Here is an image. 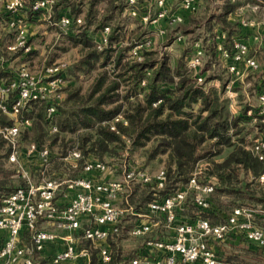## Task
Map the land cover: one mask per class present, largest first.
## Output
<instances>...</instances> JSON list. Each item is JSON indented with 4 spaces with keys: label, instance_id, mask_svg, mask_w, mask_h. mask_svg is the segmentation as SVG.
Segmentation results:
<instances>
[{
    "label": "trees",
    "instance_id": "16d2710c",
    "mask_svg": "<svg viewBox=\"0 0 264 264\" xmlns=\"http://www.w3.org/2000/svg\"><path fill=\"white\" fill-rule=\"evenodd\" d=\"M33 1L25 0V3L30 8ZM213 1L205 0L207 5ZM245 1L225 0L213 10L210 9V13L200 22L192 16L187 23L201 28L205 58L208 56L207 61L211 65L219 57L218 37L224 32L225 37L221 42L229 48L239 37L242 28L237 22L230 21L229 14ZM126 4L127 0H56L54 18L48 22L56 25L64 16L73 18L72 23L63 28L64 40L79 50L74 76L77 81L80 78L90 80V84L86 90L81 82L68 84L64 88L66 96L64 94L59 106L56 132L50 131L46 105L34 104L29 112L33 118L32 125L25 128L26 135L32 134L31 140L41 146H47V141L50 145L59 144L61 150L56 156L62 161L70 152L62 148L73 141V149L77 148L82 153L79 160L82 165L89 159L116 160L127 152L139 153L146 165L162 163L167 174L164 188H157L155 181L137 183L128 193L129 206L138 213L147 212L151 202L161 201L186 185L197 164L205 161L204 174L219 180L212 195V207L203 211L190 202V208L182 215L189 219L208 217L212 223H219L226 220L235 207L246 206L259 210L255 214L256 223L264 227V185L258 181L264 172V160H260L252 151L253 142L247 141L248 125L259 113V107L243 105L241 112L234 114L230 99L224 96L225 73L218 76L212 73L206 78L207 69L202 68L205 81L198 84L187 65L186 52L170 58L167 54L160 55L158 51L151 50V47L144 51L142 61L132 59L129 51L133 44L148 36H132L136 30L128 28L123 18ZM29 12L32 16V12ZM78 17L83 18L81 24L76 22ZM106 26L111 28L109 44L100 50L96 34ZM149 31L152 32V29ZM110 66L112 68L109 70L107 67ZM250 71L258 72L261 76V65L257 70ZM213 78L221 79L219 89L207 87V82ZM261 78L262 81L257 80L256 83L258 94L264 86V79ZM249 110L253 111V115L248 114ZM119 114L123 115V119L116 120ZM0 121L10 123L6 116H1ZM113 124L116 129H112ZM252 126L264 131L261 122H255ZM68 135H74V138L67 140ZM11 151V145L0 136V206L11 193L27 186L22 175L14 179L11 170L5 168ZM129 154L126 156L130 157ZM56 156L52 153L50 160ZM225 212H228L226 216ZM134 216L137 220L131 230L140 220ZM120 224L119 232L111 235L109 240L123 231ZM161 228L157 226L156 232L140 237L143 241L139 246L143 247L149 238H164L165 229ZM84 242L86 246H91V241ZM232 242L253 245L245 239H234ZM110 245L113 250L110 264H130L138 252L124 256ZM91 248L92 264H96L99 249ZM256 251L264 255L261 248ZM236 257L231 260L242 263L239 256ZM40 263L46 264L43 260Z\"/></svg>",
    "mask_w": 264,
    "mask_h": 264
},
{
    "label": "built area",
    "instance_id": "2783aa9c",
    "mask_svg": "<svg viewBox=\"0 0 264 264\" xmlns=\"http://www.w3.org/2000/svg\"><path fill=\"white\" fill-rule=\"evenodd\" d=\"M55 2L34 0L29 10L32 16L48 14L50 17ZM200 6V0H127L125 14L148 25L155 34L166 35V28L187 21ZM26 7L25 0H0V15L6 16V29L12 33L11 40L4 41L0 37V117L6 116L10 120V123L0 121V136L12 147L9 160L19 164L21 132L32 125L33 118L29 112L33 105H46L50 131H58L55 121L64 98L63 90L69 84L68 62L65 61L40 69L25 64L11 67V56L19 51L28 53L33 48L28 21L17 16ZM253 7L260 9L259 19L245 16L244 8L234 15L231 13L230 19L244 29L264 28V6ZM72 21V17L64 16L56 24L63 29ZM76 22L81 24L83 18L78 17ZM110 32V26H106L98 35L100 50L108 46ZM224 37V32L218 37L217 50L233 75L241 78L247 70L259 68L257 59L250 56V45L244 36L235 38L230 48L221 42ZM183 38L182 34L177 35V41H183ZM153 43L152 36L136 41L129 51L130 57L142 61L144 51ZM205 55L204 45L198 42L187 60L198 84L205 81L201 73ZM258 98L259 113L253 121L264 124V86ZM252 113V110L248 111L249 115ZM120 119H123L122 114L116 117V120ZM112 129H116L114 124ZM251 149L260 160H264V139H256ZM24 154L47 165L52 151L48 146L31 142ZM81 158V151L74 148L63 159L73 160L76 167ZM108 169L105 162L89 159L73 177L61 173L59 179H48L43 183L33 182L28 177L27 186L11 193L0 206V264H35L36 256L43 254L48 245L59 238L61 230L67 232L65 246L53 254V264H92L91 246L99 249L96 264H110L113 250L109 238L119 232L120 218L128 211L116 204L121 194L129 193L137 183L155 181L157 188H164L167 174L165 169L153 175L144 168L126 166L120 179L97 178V174H103ZM20 171L26 178L27 172L23 168ZM258 181L264 185V172ZM218 183L216 177L207 176L202 168H196L186 185L161 201L151 202L147 212L138 213L129 206L133 215L140 218L131 230L133 236L147 235L157 226L170 232L162 239L154 237L146 240L130 264H223L219 256L220 245L224 246L234 239H245L264 252V227L256 223L255 214L259 210L255 208L235 207L226 220L219 223H212L208 217L189 219L182 215L190 208V202L208 211ZM58 193L63 196L60 202ZM125 199L128 202V195ZM44 222L53 223L54 228L42 225ZM24 232L30 235V243L25 240ZM76 232L78 235H75ZM84 241H91V246H85Z\"/></svg>",
    "mask_w": 264,
    "mask_h": 264
},
{
    "label": "rangeland",
    "instance_id": "374dc122",
    "mask_svg": "<svg viewBox=\"0 0 264 264\" xmlns=\"http://www.w3.org/2000/svg\"><path fill=\"white\" fill-rule=\"evenodd\" d=\"M30 1V0H29ZM32 1V0H31ZM179 1V0H177ZM201 6L195 14H192L187 21H184L179 24H175L171 27L166 28L167 33L166 35H157L154 31L151 30L148 25H143L137 20H134L128 16H126L125 11L123 13V18L126 20L128 28L132 29L134 28L135 34H133V37H139L142 38L143 36H152L154 38V43L152 45L151 50H156L159 52L160 55L167 54L170 58L178 57L183 52H186V60H188V57L192 54L194 51V47L198 42L203 44V38L204 35H200L202 31L201 28L190 26L187 24L192 16L196 18L197 22H200L202 18L205 15H208L210 12V9L213 10L215 6H218L222 4L225 0H214L211 4H208L205 2V0H200ZM251 0H246L245 3H243L242 6L238 7L235 11L231 12L233 15L236 14V12H239L243 6H246L247 3H249ZM28 3V2H27ZM29 4V3H28ZM246 8H248L246 6ZM251 8L244 9L245 16L246 15H253L250 13ZM230 13V14H231ZM51 19L54 18L53 11L50 12ZM229 14V19L230 15ZM231 22H233V19H230ZM141 26H140V25ZM198 24V23H197ZM200 24V23H199ZM188 25V27L186 26ZM190 26V27H189ZM64 30L60 28L59 25L49 24L46 19H42L36 23L35 26V38L33 39V48L30 52L25 53L23 51H19L16 53L15 56H11L13 58L10 59L9 62L11 67H16L20 65H28L31 68L34 69H40L43 66L50 65L55 62L59 61H65L68 62V78H69V84H76L77 82H81L84 90H86L90 84V80H87L85 78H80V81H77V78L74 76L73 69L75 66V60L78 59L79 56V50L78 47H76L72 43L65 42L64 38ZM102 31V30H101ZM101 31H99L101 33ZM97 33L99 35L100 33ZM132 32V31H131ZM182 34L184 36L183 41H177V35ZM203 34V33H202ZM2 38V37H1ZM3 39V38H2ZM8 39V37L4 38ZM3 39V40H4ZM231 47V46H230ZM150 50V49H149ZM206 56V55H205ZM208 56L204 58L203 66L202 68L207 69L206 70V78L208 75L214 73L216 76L218 74L224 72V78L226 80V88L224 96L230 99V106L231 110L235 109L237 113L238 108L237 105H240V101L242 102V105H249L252 107L258 106V93H257V85L254 80L248 81L250 78L249 74H252V71L247 70L245 75V84L242 83L241 89L239 91H235L234 84L238 87V83L240 82V78H237L235 75H233L224 60H222L220 57H217V59L214 61V63L211 65L207 60ZM109 70L112 68V66L107 67ZM202 69V70H203ZM204 69V70H205ZM255 75L258 76V72H255ZM205 78V77H204ZM237 82V83H236ZM251 83V84H248ZM222 81L219 78H213L212 80L207 82V87L209 89L217 88L219 89L221 87ZM64 91V90H63ZM66 96V89L64 92ZM238 99L239 101L237 104H235L234 99ZM253 104V105H252ZM40 107V106H39ZM38 107V108H39ZM37 108V109H38ZM255 121H252L251 124L248 125L247 132V141L254 140L256 138H260L261 136L257 135L255 133V130L258 132L264 133V131H261L258 128H255L252 126ZM21 134L20 137V163H15L9 160L5 161V168H8L11 170L12 177L14 179H17L19 175H22L20 168H23L27 173V177L25 180L29 177L33 182L36 183H43L48 179H59L62 177V174H67L68 177H73L77 174L79 169L82 168V163L78 164L76 167L74 165L73 160H64L62 161L59 156H56V153L59 152L61 149L59 144H51L49 141L46 142V145L49 147V149L52 151L54 157L53 160H50V163L47 165L43 164L41 160L38 158H28L24 152L26 151V147L28 144L33 142L32 134L29 136L26 135V129ZM22 130V131H23ZM22 133V132H21ZM74 138V135H68V138ZM73 141L68 142V145H66L63 150H69L71 151L74 147ZM129 154L128 152L125 153L123 157H120L116 160H102L105 162L109 169L107 172L103 174H97V178H104V179H120L123 176L124 169L126 166H131L133 168H144L151 174H157L161 169H163L164 165L162 163H152L150 165L145 164V159L141 157L139 153L129 154L130 157H127L126 155ZM65 161H68L65 163ZM207 163L205 161H201L199 164H197L198 169L202 168L203 171L206 167ZM23 177V175H22ZM24 178V177H23ZM63 194V192H60ZM60 194H57V199L60 202L61 198L63 196H59ZM128 195V192H124L121 194V198L117 201V206L123 209H128V211H125L121 218H120V227L121 228L120 234L114 235L111 240H109V244H112L114 246V250L117 252H121L124 254V256H130L135 252H137L138 248L143 239L140 237L133 236L130 233L131 227L133 223L137 220L135 216L132 213V210L129 209V201L126 202V197ZM59 196V197H58ZM191 200V199H190ZM163 229V228H161ZM163 231L164 236H169L170 232L167 228H164ZM156 232V229L154 230ZM230 243H227L226 245H229L230 247H235L237 249H241V251L245 250V255L248 256L251 252L249 249H246L247 247H243L246 245H249L248 243H241L240 245H235L233 242L229 241ZM111 246V245H110ZM139 246V247H138ZM225 246V245H224ZM221 249L223 248V245H220ZM247 250V251H246ZM237 258V257H236ZM240 261H242L243 264H249V260L243 257H239ZM262 264V263H260ZM264 264V263H263Z\"/></svg>",
    "mask_w": 264,
    "mask_h": 264
},
{
    "label": "crops",
    "instance_id": "0c3cea01",
    "mask_svg": "<svg viewBox=\"0 0 264 264\" xmlns=\"http://www.w3.org/2000/svg\"><path fill=\"white\" fill-rule=\"evenodd\" d=\"M255 5L259 6V7L260 6L263 7L264 6V0H251L246 5L248 8H246V6H243V8L244 9H249V8L252 9V10H250V13H252L253 15H246L247 17L259 19L260 18V9L259 8L255 9L253 7ZM244 9H243V13L245 15ZM17 16L19 18H23V19L28 21V24L30 26V40H31V44L33 46V42L32 41L35 38L34 36H35L36 23H38V21H40L42 19H44V20L46 19V21L50 20L48 14H41L37 19H34V18H32L31 14L29 12V7L27 6ZM6 23H7L6 16H4V14H1L0 15V37H2L3 39L8 37V39L11 40L12 33L10 32L9 29H6L7 28L6 27ZM240 36H244V38L249 43L250 48H251L250 55L254 56L257 59V61L259 62V64L261 65V76L258 75L259 77H257L255 75V71H252V74H249L250 78L248 79V81L254 80L255 83H257V80H258V82H261L262 80L260 81V78L262 77L264 79V28H261V29H258V28L244 29V28H242L241 31H240L239 37ZM5 40H7V39H4V41ZM240 79L241 80L238 83V87L234 84L235 91H239L241 89V87H243L242 83L245 84V80H244L245 76L241 77ZM248 84H251V83H248ZM238 101L239 100L237 98L234 99L235 104H237ZM258 103H259V100H258ZM242 106H243L242 102L240 101V105H237V108H238L237 113L241 112ZM232 112L235 113L236 110L233 109ZM255 133L257 135L261 136L260 138H256V139H264V133L258 132L257 130H255ZM256 139L250 140V142L254 143V141ZM227 213L225 212L224 216H226ZM222 215H223V213H222ZM42 225H45L48 228H54L53 223H51V222H44ZM66 235H67V232L65 230H61L59 232V238L55 242L50 243L48 245L46 251L43 254H40V255L36 256L35 264H41L40 263L41 260L46 262V264H53L52 263V256L58 250H61V249L64 248ZM75 235H78L77 232L75 233ZM23 236H24L25 240L28 241V243H30V235L28 233L24 232ZM1 240H2V237H1ZM83 243L85 245V242H83ZM237 244H235V245H237ZM238 245H240V244H238ZM243 247H247L246 249H249V251H251V252H249L250 254L248 256L245 255V253H246L245 250L241 251V249H237L235 247H230L229 245L223 246V248L220 249V250L218 248L219 256H220L221 260H223V264H228V263L243 264V263L235 262V261L231 260V259L235 258L236 256L248 259L249 260V264H259L261 262L264 263V255L260 254V253H258L256 251L258 249L257 246H255V245H246V246H243ZM18 264H23V263H18ZM68 264H71V262H68Z\"/></svg>",
    "mask_w": 264,
    "mask_h": 264
}]
</instances>
